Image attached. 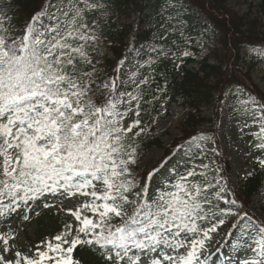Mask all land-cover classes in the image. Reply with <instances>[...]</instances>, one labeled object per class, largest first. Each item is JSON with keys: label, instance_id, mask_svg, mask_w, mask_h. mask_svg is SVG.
Masks as SVG:
<instances>
[{"label": "snow or ice", "instance_id": "6c2138e0", "mask_svg": "<svg viewBox=\"0 0 264 264\" xmlns=\"http://www.w3.org/2000/svg\"><path fill=\"white\" fill-rule=\"evenodd\" d=\"M104 7L101 0H45L22 36H13L6 13L0 16V219L23 209L27 221L29 202L49 196L86 198L74 211L67 209L78 221L75 233L67 225L46 242V250L37 249L36 257L17 251L16 259L8 260L0 254V264H80L72 256L77 246L97 253L107 264H206L208 258L202 260L198 250L231 217L236 219L228 235L239 228L245 252L237 264H264V222L242 212L234 199L217 212L205 197L209 207H202L200 197L214 186L188 187L187 178L196 175L194 171L180 177L175 191L150 200L148 183L140 187L134 177L129 178L130 166L137 163L129 134L141 121L122 126L132 109L120 110L128 100L115 94V79L93 87L96 68L89 50L99 39V25L89 24L86 15ZM192 55L185 50L181 58ZM89 65L91 70L85 71ZM101 96L104 99L98 103ZM129 97L139 105L138 96ZM243 108L259 125L254 134L259 143L253 148L264 151V103L249 96ZM143 131L140 128L134 136ZM254 163L264 170V157H254ZM152 176L148 173L147 180ZM129 205H134L131 215ZM209 216L216 222L200 229L197 221ZM115 218L122 222L114 224ZM10 238L7 233L0 237L3 253L10 251Z\"/></svg>", "mask_w": 264, "mask_h": 264}, {"label": "trees", "instance_id": "16d2710c", "mask_svg": "<svg viewBox=\"0 0 264 264\" xmlns=\"http://www.w3.org/2000/svg\"><path fill=\"white\" fill-rule=\"evenodd\" d=\"M232 1L101 0L105 6L102 12L93 11L86 15L89 24L96 21L99 25L98 40L106 45L111 55L110 58L96 55L94 46L89 50L96 68L93 87L101 85L107 77L116 80L118 68L124 60L130 59L137 64L148 63V70L142 71L138 83L126 88L129 94L140 98L139 105L133 101L130 111L132 116L125 126L136 119L141 121L129 134L128 140L129 144L136 147V155L158 145L159 139L148 134L146 128L150 127L152 117L158 115L161 105L166 111L175 104L186 110L180 124L182 136L172 145L174 150L201 135L209 136L216 142L223 101L230 89L264 103V94L252 83L251 72L244 67L240 58L241 50L248 46L264 48V0H261L260 12L255 18L248 13L239 15L230 5ZM44 4L45 0H0V16L6 13L11 18L13 36H22L24 26ZM199 44L203 49L197 46ZM185 50L193 55L181 58ZM178 64L181 65L179 68L176 67ZM90 70L91 65L85 67V71ZM121 89L117 86V96ZM102 91L107 93L105 89ZM103 99L104 96H101L97 102ZM206 110L211 111V118L203 115ZM137 111L139 117L135 114ZM140 128L144 131L134 136ZM249 144L254 157H264V151L253 148L254 140L250 139ZM215 162L227 191L217 197L208 191L202 194V207H209L204 203L205 197L217 212L219 208L229 207L225 201L234 199L240 210L250 215L247 205L264 186V170L253 160L250 170L253 175L246 176L239 186L232 189L227 179L228 166L219 155H215ZM147 176L141 185L146 181L150 189L152 178L147 180ZM194 176H188V187H191L190 179H194ZM212 219L209 216L205 221L198 220L197 225L200 227ZM120 222V218L113 221L117 225ZM3 245L0 240L2 249Z\"/></svg>", "mask_w": 264, "mask_h": 264}, {"label": "rangeland", "instance_id": "374dc122", "mask_svg": "<svg viewBox=\"0 0 264 264\" xmlns=\"http://www.w3.org/2000/svg\"><path fill=\"white\" fill-rule=\"evenodd\" d=\"M260 3L261 0H233L230 5L239 15L248 13L255 18L260 12ZM94 48L96 55L110 57L106 45L100 40L94 42ZM240 58L244 67L251 72L252 83L264 94V48L248 46L241 50ZM136 64L130 60L123 63V66L118 70L117 86L125 89L127 85L137 83L141 73L139 70L133 71ZM140 68L147 69V65L142 64ZM111 80L113 79H105L101 86L110 83ZM119 97L128 100L127 104L122 103L120 105L121 111L125 105H132L133 101L129 99L126 91L121 93ZM247 99L246 95L242 96L238 91H227L223 101L221 121L216 132V142L210 137H204V139L199 137L176 151L172 149V145L182 136L180 124L186 111L179 105H171L166 111L162 105L159 114L153 117L150 127L146 129L147 133L159 139L158 145L136 156L137 163L131 168L132 175L129 178L134 177L135 181L142 187L141 183L148 173L154 171L159 164L168 159L165 166L160 168L152 179L153 187L148 191L149 200L158 191L174 188L173 186L179 182L177 176H186L190 170L198 174L192 179V185H213L214 187H209L207 191L216 196L223 193L220 188L224 187L215 162V155H219L223 163L228 166L227 179L231 188L234 189L239 186L250 171L254 160L253 149L249 145L250 139H254L255 144L259 143L254 135L259 131V125L253 123L252 116L244 113L243 102ZM203 115L207 118L212 117L211 111L207 110L204 111ZM130 118L131 114L124 117L121 122L123 127ZM246 124L247 127H245ZM166 150L169 152L168 155ZM203 165H207V168ZM131 197L129 198L132 199ZM85 200L86 198L81 196L55 199L49 196L47 199L41 198L34 203L29 202L32 204V209L27 213L30 217L27 221L23 219L25 214L23 209H18L17 213L11 214L7 219H0L1 237L8 231L11 237L8 244L10 251L3 253L0 247V254L8 260H15L17 251L22 256L36 257L37 249L46 250V242L51 241L55 235L64 232L67 225H72L73 233H75L78 221L67 209L71 208L74 211ZM45 203L52 206L45 208L43 206ZM247 206L254 219L264 222V187H262L260 194L253 198ZM133 208L134 205L127 206L129 215H131ZM85 214L92 216L90 212H85ZM235 219V217H231L229 223L221 226L217 232L210 233L212 239L205 240V248L198 250L197 254L202 260L205 257L208 258L206 264H228L229 260H232L233 264H237L238 259L245 256L244 250L240 248L242 240L240 229H234L232 235H228L231 221ZM215 222L216 218L209 224L202 226L201 229H206ZM200 238H203V232H200ZM248 255L251 253L249 252ZM72 256L79 260L80 264H107L97 253L80 246L74 249ZM45 262L48 263V261Z\"/></svg>", "mask_w": 264, "mask_h": 264}]
</instances>
